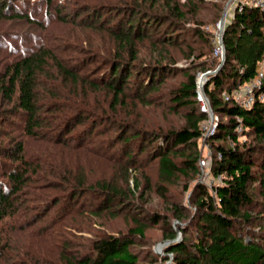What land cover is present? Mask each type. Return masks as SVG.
Returning <instances> with one entry per match:
<instances>
[{
	"label": "trees",
	"instance_id": "1",
	"mask_svg": "<svg viewBox=\"0 0 264 264\" xmlns=\"http://www.w3.org/2000/svg\"><path fill=\"white\" fill-rule=\"evenodd\" d=\"M79 1L84 0L59 1L56 4L55 0H45L50 5L49 10H56L59 21L89 25L102 31L106 29L108 39L109 35L112 37L109 41H114V44L103 49L92 46L91 56L84 59L66 58L58 53L61 48L42 46L36 52L7 61L0 72V99L3 102L0 110V223L23 211V215L32 217V209L44 210L40 203L36 208L29 203V200H41V195L29 191L31 185L38 183L42 186L46 183L45 186L51 189H63L74 183L76 189L69 197L70 207L63 208L60 218L70 212L77 213L78 210H74L76 201L73 200L84 189H92L84 188V178L72 173L69 166L66 165L67 170L63 167L66 162L61 154L71 155L72 152L54 145H67L70 141L65 137L79 123L91 121L96 126L101 124L99 121L105 111L100 104L91 105L92 101L88 100L90 92L104 87L113 91V101L106 109L110 112L109 109L126 104L124 97L131 92V84L137 86L136 94H141L143 100L161 89L159 86L172 70L184 75V80L169 96L176 108L185 109L186 122L179 129L146 134L156 139L152 156L158 160L160 177L163 182L171 183L179 176L199 174L203 158L200 143L203 140L210 144L213 153L211 169L214 175L222 176V183L213 191L198 181L193 196L195 209L180 202L174 205L171 215L154 214L152 220L155 224L163 221L168 227L164 233L166 238L176 239L179 231L183 238L167 244L164 254L151 250L152 262L148 264H264V99L256 98L254 105L246 108L233 99L225 98L226 94L252 80L264 62V9L240 0L226 19L223 30L225 62L218 72L208 74L203 86L220 121L213 133L205 135L202 127L209 113L199 103L198 75L214 72L222 57L214 54L218 40L203 26L219 21L227 0H116L114 3L101 0L103 4L95 7L89 6V2L81 5ZM7 3V0H0V15L5 14ZM41 3L37 1L34 7ZM107 9L110 16L103 22ZM17 15L15 17H19ZM27 18L32 23L37 22L29 16ZM162 27H165V32L159 34ZM183 31L193 32L199 41L204 42L201 48L187 45L186 55L193 58L190 67L178 66L180 56L169 49L179 43L184 36ZM146 40H153L154 45L164 47L160 54L155 55L157 58L161 56L158 62L141 67L136 63L140 57L138 41L144 43ZM67 47L68 51L72 50ZM80 49L76 51L80 53ZM81 51V56L86 53L84 49ZM93 58L103 66L107 65V69L101 73L102 77L98 75L90 79L88 73L95 70L89 65ZM164 61L170 64H163ZM52 71L60 74L62 83H65L62 87L67 86L72 94L83 92L79 98L85 108L77 104L79 100L66 98L60 91L62 83L51 84L42 79L43 75L53 76ZM257 93L264 94V79ZM57 112L63 116L54 118ZM18 119L22 121L24 134L35 142L41 137L52 141V146L44 148V154L42 151L46 159L28 156L26 142L19 136H10L9 127ZM128 130L123 136L125 143L130 141L128 137L133 136H127L130 130L136 132L137 128ZM142 137L134 135L130 139H148ZM86 138L84 132L80 139ZM127 155L129 161L135 162L132 160L134 153ZM46 160L50 161L48 169L45 168ZM55 176L60 177L62 183L55 184ZM113 189H103L100 193L102 199L97 207L101 211L117 199H126L118 188ZM28 196L34 199H28ZM60 202L55 200L53 205ZM38 218L33 216L20 229L28 230L42 217ZM175 220L179 222L175 223ZM146 227L145 223L138 222L127 233L100 234L91 251L86 253L77 245L71 248L72 244L67 239L61 248H57L52 241L40 236L32 239L31 245L28 242L19 255L9 258V261L10 264H145L134 247L145 240ZM44 229L45 224L39 230L40 235L44 234ZM4 238L0 229V261L9 246Z\"/></svg>",
	"mask_w": 264,
	"mask_h": 264
},
{
	"label": "rangeland",
	"instance_id": "2",
	"mask_svg": "<svg viewBox=\"0 0 264 264\" xmlns=\"http://www.w3.org/2000/svg\"><path fill=\"white\" fill-rule=\"evenodd\" d=\"M7 1L5 14L0 15V72L3 71V66L7 61H12L27 53L36 52L42 46L61 48L58 53L66 58L72 59V56H74L84 59L83 57L85 56H91L92 52L90 51L92 46H99V48L102 47L103 49L104 47L114 44V41H109L112 37L110 38L109 35L108 39V33L105 31L106 29L102 31L99 28L92 29L88 27L89 25L82 26L80 24L81 26H78L73 23L69 24L59 21L56 10H49L50 5L46 3L45 0ZM37 1L43 3L34 7V3ZM59 1L63 3L68 0H55V4ZM239 1L240 0H227L225 9L221 14L222 18L225 11H227L225 22H227L226 19L232 15ZM75 2L78 3V1ZM88 2L90 3L89 6L92 7L103 4L101 0H84L83 2L79 1V4L87 5ZM109 2L114 3L116 0H111ZM108 11L107 9V13L103 16V22L105 20L108 21V19H106L110 16ZM16 15L19 17H15ZM28 16L30 19L37 22L32 23L31 20L27 18ZM221 18L218 22H209V25L206 24L203 26L209 33H213V37H215L216 41L219 38V34L222 32V28L220 27ZM164 32L165 27H162L159 30V34ZM172 33H174V31H172ZM182 34L184 36L180 39L178 38L179 43L171 45L169 49L173 50L174 53L176 52L177 54L175 53V55H177V57L180 56L177 63L178 66L190 67L193 58L190 59L187 57L188 55H186L188 51L187 45L191 44L201 48L204 42L202 43L199 41L200 39L196 37L193 32L189 31L185 33L183 31ZM152 41L146 40L144 43L138 41V56L140 57L136 63L140 64L141 67L159 61L158 58L160 55L158 58L155 55L160 54L164 46H156L154 45L156 43L153 44ZM67 46H70L72 50L68 51ZM77 48L86 50V53L81 56L83 51L80 49L79 53V51H76ZM91 60L92 62L89 64L90 68L95 70L93 72L89 70L90 72L88 75L90 79L98 75L102 77L101 73L107 69V65L103 66L102 63L95 61V58ZM163 64H170V62L164 61ZM98 67H100V69ZM219 67L214 70V72L208 71L198 75L199 86L202 90H204L202 86H204V82L208 77L206 74L218 72ZM169 73L170 74H167V77L163 80L161 86H159L161 89L155 94L148 95L143 100H141V94H136L138 90L137 86L131 84V92H128L126 98L124 97L126 104L123 103L117 108L109 109L110 112H106V109L110 107L109 105L113 101V91L108 90L107 87L101 84L104 88L90 92L88 100L92 101L91 105L100 104L105 111L99 121L101 124L96 126L93 125L91 121L79 123L74 131L65 137V139L67 138V140L70 141H67V145L63 146L60 143V146L56 144L54 147L61 148L62 146V148L65 147L64 150L68 151V153L72 152L71 155L66 154V152L61 154L65 158L63 161L66 162V164L63 162L65 164L63 167L67 170L66 165L69 166V170L72 173L78 174L79 178H84V188H91L92 190L83 188L84 191L80 192L76 199L73 200V202L76 201L74 210H78L77 213L74 214V212H70L68 215L60 218L63 208L70 207L68 201H70L69 197L71 194L75 193L74 189H76V186L74 183H69V186L63 187V189H51L49 186H45L46 183H43V186L40 183L31 185L30 188L32 190L30 189L29 191L32 192L31 194L37 192L39 196L41 195V202L35 200L31 196L27 198L34 199L29 200L31 207L36 208L37 205L40 206L41 204L44 210L39 211L38 209H32V213L37 219H39L38 217L42 218L28 228V230L25 229L23 231L22 228L20 229L22 224L33 219V216L30 217L31 215L26 217L24 214V217V211L0 223L3 238L5 237V242L9 243V246L4 250V257L3 260L0 261V264H10L9 258L16 257V255L18 256L23 248L28 245V242H30L29 245H31V241L33 242L32 239L39 238L40 236H42L44 240L52 241V244H56L57 248H61L62 242L67 239L72 244L71 248H76L77 245L81 248L83 253H86L91 251L94 240L100 234L110 235L127 233L130 228H135L138 222L145 223L147 226L145 240L143 243L140 242L134 247L138 253H140L143 263L148 264L152 262V256L150 255L151 250L158 254H164L163 252L167 242H176V239L171 240L164 236L168 227L163 221H159L158 224H155L152 220L154 214H162V216L171 215L174 205L181 203H184L190 209H195L193 202L195 185L199 181L206 186V179L204 177L213 178L214 173L208 165L205 168H201L199 164L200 173L196 176H179L171 183L163 182L160 177L158 160L156 161L152 156L156 139L154 136L150 137V135L146 134L179 129L186 122L184 119L185 109L176 108L175 104H172L171 97L169 96L171 91L184 80V75L173 72L172 70L169 71ZM52 75L53 76L43 75L42 79L51 84H55L56 82L62 83L63 78L60 77L58 72L55 74L53 72ZM109 79L108 77L107 81ZM132 80L133 77H131V81ZM63 84L65 83L60 85V91L66 95V98H74L79 100L77 104H82L79 97L83 96V92H81L82 94H72L67 86L62 87ZM47 92H49V90H47ZM2 103L0 99V110L2 109ZM199 103L204 106L201 100H199ZM80 107H84V104ZM209 109H211V106ZM212 111L210 112L214 113ZM57 116L63 115L57 112L54 114V118H57ZM213 117L214 119L218 118L220 121L218 116L213 115ZM50 118H52V116H50ZM21 122L20 119L16 120L15 125H11L9 130H6L11 132L10 136H19L26 142V152H29L28 156L41 159L43 157V159H46V156L43 155L44 148L48 145L52 146V141L49 139L42 140L41 137L40 139H36L38 142H35L34 139L24 134V127ZM205 123H209V129L207 130L211 131L210 117ZM131 128H137V131L133 132V130H130L127 136L133 135L131 137H134V135H143V137L145 136L148 139L142 137L143 140L139 141L137 139L131 140V137H128L127 139L130 141L125 143L123 137L124 133ZM84 132L87 137L86 140L80 139ZM241 139L245 140V137L241 136ZM37 143H39V145ZM200 146L203 158L209 160L210 157H213L209 143L205 144L203 140H201ZM130 152L132 154L134 153L135 158L133 157L132 160H135V162L128 160L127 154ZM48 160H46V169H48V162L50 163V161H52ZM49 169L51 168L49 167ZM62 171L61 169V172ZM53 180L55 184L62 183L63 181L60 177L56 176ZM113 188H118L119 193L126 199H117L110 203L106 210L101 211V209L97 207L102 199L100 193L103 189L114 190ZM55 200H61L62 202L54 206L53 202H55ZM176 222H179V220H175V223ZM44 224V234L40 235L39 230ZM178 235L183 238L182 232L179 231ZM41 245L43 244L41 243ZM47 256L49 259V255ZM17 260L20 259L18 258Z\"/></svg>",
	"mask_w": 264,
	"mask_h": 264
},
{
	"label": "built area",
	"instance_id": "3",
	"mask_svg": "<svg viewBox=\"0 0 264 264\" xmlns=\"http://www.w3.org/2000/svg\"><path fill=\"white\" fill-rule=\"evenodd\" d=\"M242 2L249 6L261 7L264 9V0H243ZM214 54H216L217 56L221 55V57L223 58V55H224L223 46L220 43V37L218 38L217 46L214 50ZM258 69H259L258 74L252 80L240 85V87L234 90L231 94H226L225 98L227 100L233 99L235 103L240 104L241 106L246 107V108H251L254 105L256 98H260L261 100L264 99L263 93L261 94L257 93L261 89L263 79H264V62L261 63ZM199 100H201L202 103L204 104L203 106L204 111H207L209 113V117L211 120L210 128H212V130L211 131L207 130L209 129L208 128L209 123L208 124L204 123L202 127L205 135H209L214 132L215 128L217 127L219 123V120L218 118H215L216 119L215 120L213 117V115L215 116V114L210 112L212 111V107L211 109H209V107L211 106V103L208 101L209 99L205 91L202 90L201 87L199 89ZM212 159H213L212 157H210L209 160H207V158L206 159L202 158L200 161L201 168H205L208 165L211 169ZM204 178L206 179L205 180L206 186H208L213 191L216 185L222 183V176H216L213 174V178L212 177H209V178L204 177Z\"/></svg>",
	"mask_w": 264,
	"mask_h": 264
},
{
	"label": "water",
	"instance_id": "4",
	"mask_svg": "<svg viewBox=\"0 0 264 264\" xmlns=\"http://www.w3.org/2000/svg\"><path fill=\"white\" fill-rule=\"evenodd\" d=\"M232 1V0H231ZM227 10V9H226ZM226 12L227 11H225V13L223 14V16H222V18H221V23H220V27L222 28V32L220 33V35H219V37H220V43L222 44V46H223V58H222V62H221V64H220V67L224 64V62H225V57H226V54H225V47H224V41H223V30H224V28H225V26H226V22L224 21L225 20V15H226ZM220 67H219V69H220ZM219 69H218V71H219ZM206 75H208V74H206ZM203 87V86H202ZM180 239H182L179 235H178V237L176 238V241H179ZM170 243H172L171 241H168L167 242V244H170Z\"/></svg>",
	"mask_w": 264,
	"mask_h": 264
},
{
	"label": "bare ground",
	"instance_id": "5",
	"mask_svg": "<svg viewBox=\"0 0 264 264\" xmlns=\"http://www.w3.org/2000/svg\"><path fill=\"white\" fill-rule=\"evenodd\" d=\"M225 16H227V12H226V15Z\"/></svg>",
	"mask_w": 264,
	"mask_h": 264
}]
</instances>
